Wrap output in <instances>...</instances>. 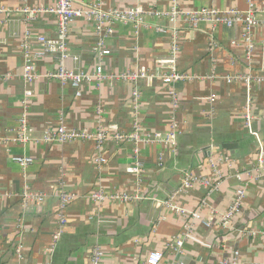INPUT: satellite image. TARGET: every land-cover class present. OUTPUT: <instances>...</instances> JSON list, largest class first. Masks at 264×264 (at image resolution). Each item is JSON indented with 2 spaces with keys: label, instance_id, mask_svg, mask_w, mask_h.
<instances>
[{
  "label": "crops",
  "instance_id": "obj_1",
  "mask_svg": "<svg viewBox=\"0 0 264 264\" xmlns=\"http://www.w3.org/2000/svg\"><path fill=\"white\" fill-rule=\"evenodd\" d=\"M248 1L74 0L76 7L141 6L145 13L142 22L113 23V34L102 47L108 54L101 53L95 21L76 18L68 34L69 69L94 73L101 66L116 75L144 67L153 73L152 78L137 81L107 79L102 85L90 79L77 96L71 85L45 76L58 68L59 56L45 51L38 37L57 36V16L43 11L29 18L24 12L26 7H55L57 0H0L6 11L0 13V264H90L96 246L103 251L101 264H143L153 250L164 254L160 264H171L174 258L188 264H264V168L259 162L264 142V0H252L261 21L253 26L250 41L243 23L228 27L202 22L194 27L183 18L171 21L156 14L175 4L183 11L202 7L243 11ZM173 30L180 35L177 68L191 78L168 85L160 78L167 69L160 59L169 54ZM28 58L38 75L31 83L23 78ZM27 90L32 130L29 142L22 143L15 137ZM172 90L181 101L175 111ZM135 91L141 93L138 111ZM174 113L180 129L177 146L113 138L100 147L88 139L42 140L47 128L61 124L130 134L138 121L144 136L166 134ZM227 143H236L237 148L227 149ZM19 155L31 156L34 162L23 168L12 159ZM100 155L106 157L102 165L97 162ZM210 159L222 174L218 189L209 191L197 183L183 190L185 171L217 180ZM136 161L143 168L141 175L128 171ZM26 187L45 195L40 205H23ZM240 187L246 189L242 209L223 227L220 213L232 204ZM177 189L180 207L200 209L215 224L198 222L181 254L170 245L188 218L158 205ZM99 191L140 198L99 201L93 197ZM63 192L75 198L64 208L66 223L56 240Z\"/></svg>",
  "mask_w": 264,
  "mask_h": 264
},
{
  "label": "built area",
  "instance_id": "obj_2",
  "mask_svg": "<svg viewBox=\"0 0 264 264\" xmlns=\"http://www.w3.org/2000/svg\"><path fill=\"white\" fill-rule=\"evenodd\" d=\"M264 4V1H263ZM5 9L0 7V13L4 12ZM49 11L53 12L57 16V36L56 37H46L40 36L38 40L43 44L45 51L57 53L59 56V66L57 69L48 72L45 76L47 78H54L61 81L64 85H71L76 89V95L80 96V86L90 79H95L98 85H102L104 81L107 79H124L129 81H137L140 78H152L153 73L150 72L147 68H140L137 70H129L124 71L122 73L112 75L104 72L103 68L99 66L94 73H87L85 71H75L69 69L66 65V61L70 56L69 45H68V34L71 23L78 17H86L91 18L96 23V29L98 34L101 36L100 47L102 54H108L110 51L108 49H103V44L107 38H109L113 34V23L116 21L127 20V21H136L142 22L143 15L145 10L141 6H135L128 9H105L101 3H95L89 6L76 7L74 5V0H57L55 7L52 8H29L26 7L24 12L27 14V17L32 18L37 13ZM6 12V11H5ZM258 8L254 4L252 0L248 1V8L245 10L231 9L229 11H223L217 7H202L197 10L192 11H183L179 8L177 4L173 5L172 8L163 13L169 17L171 21L179 20L183 18L188 22L191 26H198L199 23L207 22L212 25L224 24L228 27H233L238 23H243L245 25L244 36L245 39L250 41L252 28L260 23V19L257 16ZM264 22V20H263ZM161 30H164L161 28ZM180 50V35L177 30L172 31V43L170 46V51L167 57L160 59V63L164 65L167 69L160 74V78L162 81L168 85H174L178 81L190 79L191 76L185 72L179 71L177 68V54ZM27 55L28 51H27ZM31 59L28 58L27 63L24 67L23 78L27 82H33L38 78V75L34 72L33 64L31 63ZM229 81L231 79H228ZM172 105L174 107V111L180 106V99L175 91H171ZM31 95V91L27 90L25 92V98L23 100L24 110L19 118V128L17 131L16 141L27 143L30 140L31 127L28 123V107H29V98ZM141 97L140 91L134 92V103L135 110L138 111L139 108V100ZM175 113L171 118V128L166 133L163 134L161 132H157L154 136L148 135L144 136L140 133L139 123L135 122V129L132 133H123L116 132L112 133L109 129L105 127H99L95 132L87 131L85 129H72L67 127L64 124L56 128H47L44 131L42 140L44 142H67V141H75V140H95L100 147L101 144L109 139L113 138L120 141H134L137 144L139 142H151L153 140L170 143L173 146H177V137L180 133L179 124L176 121ZM247 124L250 123L251 114L247 111L246 114ZM135 152H138V149H135ZM13 161L20 164L23 168H27L31 163L34 162L33 157L28 155H19L13 156ZM98 164H104L106 162L105 156H98L97 158ZM211 164L215 168L214 172L216 174L217 180L211 181L206 177L198 176L194 173H190L185 171L186 174L183 183L182 189H189L193 187L195 184L200 183L209 188V191H213L214 189H218L220 185V179L222 177L221 171L216 168V162L213 159H210ZM259 162L262 168H264V142L260 145L259 150ZM139 161H136L135 164L128 167V171L131 173H135L137 175H141L143 168L140 165ZM239 178L242 177L241 173L237 175ZM180 189L175 190L169 198L164 201H159L158 205L163 207H167L176 213L185 215L188 220L185 224L184 230L175 237L170 247L181 254L183 250L184 243L187 239H189L196 227V224L199 222L207 227H213L214 221L213 218H205L201 213L200 209L187 210L185 208L180 207L176 203V196L180 192ZM246 195L245 187H240L237 190L236 196L232 202V204L228 207V209L222 213H220V221L223 227H228L230 224L231 218L239 213L242 209L244 198ZM93 197L99 201L104 200L106 198L111 199H119L122 202H130L140 198L137 194H129V193H116L112 195H106L103 191L96 192ZM75 198L74 194L63 192L60 194V226L55 233V239L57 240L63 232V227L66 223L65 211L67 203ZM45 199V195L41 192H35L26 187L21 194V200L24 206L31 205L35 203L40 205ZM204 201H202V204ZM17 256L19 259H22V253L20 246L16 247ZM103 255V251L100 246H96L91 255L90 264H101V257ZM164 258V254L160 250H153L149 253L143 264H160ZM171 264H188L180 258H174L171 261Z\"/></svg>",
  "mask_w": 264,
  "mask_h": 264
},
{
  "label": "water",
  "instance_id": "obj_3",
  "mask_svg": "<svg viewBox=\"0 0 264 264\" xmlns=\"http://www.w3.org/2000/svg\"><path fill=\"white\" fill-rule=\"evenodd\" d=\"M225 147H226L227 149H236V148H237V144H236V143H227V144L225 145Z\"/></svg>",
  "mask_w": 264,
  "mask_h": 264
}]
</instances>
